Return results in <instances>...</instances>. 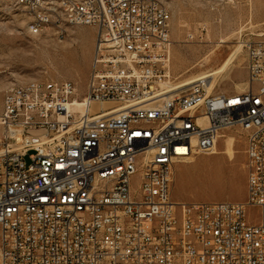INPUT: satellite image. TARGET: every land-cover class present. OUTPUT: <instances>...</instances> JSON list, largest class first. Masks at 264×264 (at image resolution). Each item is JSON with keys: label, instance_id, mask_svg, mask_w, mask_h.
Returning a JSON list of instances; mask_svg holds the SVG:
<instances>
[{"label": "built area", "instance_id": "1", "mask_svg": "<svg viewBox=\"0 0 264 264\" xmlns=\"http://www.w3.org/2000/svg\"><path fill=\"white\" fill-rule=\"evenodd\" d=\"M169 1L15 0L30 26L91 25L97 41L84 96L68 79L5 90L0 264H264V39L248 45L246 91L200 79L165 94ZM234 126L247 198L174 200L177 165Z\"/></svg>", "mask_w": 264, "mask_h": 264}, {"label": "rangeland", "instance_id": "2", "mask_svg": "<svg viewBox=\"0 0 264 264\" xmlns=\"http://www.w3.org/2000/svg\"><path fill=\"white\" fill-rule=\"evenodd\" d=\"M169 5L172 44L158 62L163 75L154 85L178 86L215 72L206 78L212 83L213 92L246 91L248 45L264 39V0H170ZM30 21L15 0H0V114L5 90L12 84L68 79L76 84L79 96L87 92L96 50V28L66 24L34 34ZM223 135L217 153H199L193 156V162L177 165L172 184L174 200L247 198L246 131L234 126ZM230 138L234 140V154L228 150ZM26 160L30 163V157ZM138 183L136 175L134 184ZM257 215V208H250V218Z\"/></svg>", "mask_w": 264, "mask_h": 264}, {"label": "bare ground", "instance_id": "3", "mask_svg": "<svg viewBox=\"0 0 264 264\" xmlns=\"http://www.w3.org/2000/svg\"><path fill=\"white\" fill-rule=\"evenodd\" d=\"M30 30H31V32L34 33V34H40V33H42V32L45 31V29H43V28H39V27H35V26H31V27H30ZM214 73H215V72H208V73L204 74V75L201 76V77H197V78L190 79V80L186 81L185 83H183V84H181V85H178V86H171V85H168V87H166L165 83H163V84H161V87H162V89H165L164 93L167 94V93H169V92H171V91L179 90V88L182 89V87H185V86H191V85H193L195 82L199 81L200 79L210 78ZM206 80H207V82H208V79H206ZM208 84H210L211 87H212V83H209V82H208ZM21 85H22V87H30V83H25V84H21ZM240 87H241L240 84H238V85H237V88L240 89ZM243 88H245V87H243ZM153 89H154V88H153ZM7 90H9V87H8ZM108 109H109V108H108ZM110 110H111V111L108 112V113H114V112L118 111V109H116L115 107H111ZM222 136H225V135L222 134ZM227 146H228V150H229V152H230L231 154H234V140H233V138H230V139L228 140V142H227ZM214 153H217L216 148L214 149ZM187 161H188V162H193L194 159H193V157H191V158H190L189 160H187Z\"/></svg>", "mask_w": 264, "mask_h": 264}]
</instances>
